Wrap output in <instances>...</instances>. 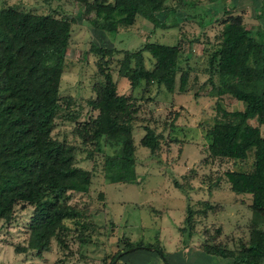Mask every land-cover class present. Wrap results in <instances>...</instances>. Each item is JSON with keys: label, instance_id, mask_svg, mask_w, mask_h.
I'll return each instance as SVG.
<instances>
[{"label": "rangeland", "instance_id": "rangeland-1", "mask_svg": "<svg viewBox=\"0 0 264 264\" xmlns=\"http://www.w3.org/2000/svg\"><path fill=\"white\" fill-rule=\"evenodd\" d=\"M166 4L174 12L166 21H174V27L155 28L136 17L130 26L109 35L91 26L92 14L84 12L82 4L75 0H0V11L12 6L69 22V41L58 84V97L67 99L68 107L54 117L50 136L71 146L73 164L90 174L85 192H67L63 196L75 215L63 220L47 249L39 254L17 253L25 246L32 209L21 203L13 206L9 220H0V264H232L233 260H241L248 234L249 199L229 194L222 173L248 172L252 160L247 157L242 161H201L205 158L199 157L206 142L203 132L210 127L215 114L214 98L209 94L203 70L207 56L216 48L223 12L239 15L244 28L256 37L257 31L264 30V0H167ZM157 17L161 20L162 14ZM146 43L174 46L179 69L187 68L196 74L188 81L185 92L174 94L171 99L162 89L151 88L142 94L147 99L136 103L132 130L136 182L106 184L101 174V154L92 151L91 145L82 144L78 132L82 124L96 115L86 103L94 97L92 85L100 78L95 65L97 56L90 46L113 50L104 59V69L112 77L115 93L125 96L128 83L119 72L124 54L142 50ZM142 57L144 68H150L152 59L144 51ZM128 65H132V60H128ZM226 99H221L226 110L241 107ZM60 102L62 108L63 101ZM122 105L120 98L112 100L116 112L121 111ZM176 110L174 127L166 129ZM103 124L104 116L99 121L100 131ZM250 124L256 125V120L251 119ZM143 125L162 136L158 159L137 145ZM258 128L264 137V124ZM103 147L106 154L114 149ZM192 174L198 176L197 183L193 181L194 190L186 192V197L171 185V180L180 182L184 190ZM213 182L220 188L208 196L202 189L206 186L205 192L209 194ZM186 205L192 211V231L183 245ZM180 228L185 232L180 233ZM128 244L132 247L125 248ZM139 244L159 248L165 261H160L150 249L137 248Z\"/></svg>", "mask_w": 264, "mask_h": 264}, {"label": "trees", "instance_id": "trees-1", "mask_svg": "<svg viewBox=\"0 0 264 264\" xmlns=\"http://www.w3.org/2000/svg\"><path fill=\"white\" fill-rule=\"evenodd\" d=\"M75 1L82 4L84 12L92 14L91 26L109 35H114L120 27L130 26L136 17L159 29L175 26L174 21H166L174 13L167 0ZM157 14H162L161 20ZM222 17L216 48L207 56L203 70L211 90L209 94L214 98L215 114L212 124L203 132L206 142L199 157H205L203 163L206 158L211 161L251 158L250 171H225L222 177L229 194L245 195L249 199L247 240L242 245L241 260H233L232 264H262L264 137L258 126L264 124V30L252 37L239 15L224 11ZM69 34V22L64 19L31 14L12 6L0 11V220H9L17 203L32 209L25 246L17 253L45 251L63 220L75 215L63 196L67 192H85L90 181L89 171L73 164L71 146L50 136L54 117L68 107V100L58 97V84ZM90 51L97 56L95 65L100 78L92 85L94 97L86 103L96 115L78 130L80 142L101 154V174L106 184H134L136 146L132 130L137 101L147 99L143 95L151 88L162 89L171 99L174 94L185 92L196 72L179 69L174 46L146 43L142 50L124 54L119 72L126 77L129 91L125 96L117 95L112 77L104 69V59L113 50L91 44ZM143 51L152 59L150 68L143 66ZM128 60H132L131 66ZM116 97L123 102L120 112L112 108ZM223 97L241 107L226 110ZM103 116L104 128L100 131L99 121ZM177 117L176 110L166 129L174 127ZM251 119L256 120V125L250 124ZM140 129L137 145L156 159L161 134H156L149 125ZM103 145L114 149L106 154ZM196 179V174L190 175L184 190L174 179L171 185L187 197L186 192L194 190L192 183ZM219 188L213 182L209 194L206 186L202 191L211 196ZM191 214L186 205L183 245L192 231ZM178 231L182 233L185 229ZM136 247L150 249L160 261H165L159 248L140 244Z\"/></svg>", "mask_w": 264, "mask_h": 264}]
</instances>
